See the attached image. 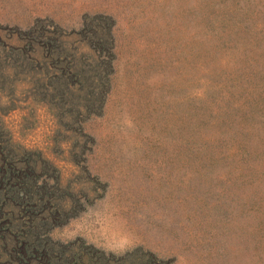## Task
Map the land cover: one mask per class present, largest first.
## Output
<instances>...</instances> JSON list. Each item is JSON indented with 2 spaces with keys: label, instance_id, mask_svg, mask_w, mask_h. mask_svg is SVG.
<instances>
[{
  "label": "rangeland",
  "instance_id": "1",
  "mask_svg": "<svg viewBox=\"0 0 264 264\" xmlns=\"http://www.w3.org/2000/svg\"><path fill=\"white\" fill-rule=\"evenodd\" d=\"M0 264H264V0H0Z\"/></svg>",
  "mask_w": 264,
  "mask_h": 264
}]
</instances>
